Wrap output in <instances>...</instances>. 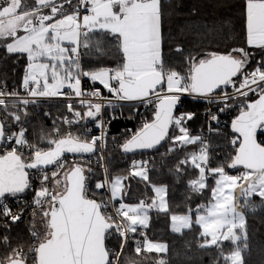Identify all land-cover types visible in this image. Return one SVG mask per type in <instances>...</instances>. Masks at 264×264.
Returning <instances> with one entry per match:
<instances>
[{"label": "snow or ice", "instance_id": "snow-or-ice-1", "mask_svg": "<svg viewBox=\"0 0 264 264\" xmlns=\"http://www.w3.org/2000/svg\"><path fill=\"white\" fill-rule=\"evenodd\" d=\"M242 17L245 46L185 55L177 37L165 33L164 0H0V48L14 63L25 61L19 88L0 84V245L7 252L0 264H168L160 255L168 245L148 235L152 212L165 216L173 233L195 230L198 247L214 249L211 264H246L244 254L251 251L246 213L264 207V0H243ZM191 31L186 27L178 35L186 38ZM249 49L260 50L261 58ZM173 53L180 63L172 62ZM85 55L98 63L108 56L117 60L86 70ZM253 60L256 66L248 71ZM85 78L116 99L153 107L152 120L121 145L124 153L166 147L162 159H176L169 173H191L190 193L210 190V199L192 207L186 194L185 210L173 211L168 186L152 183L144 160H133L126 175L113 177L104 162L105 131L89 138L86 127L79 134L62 132L53 121L50 133L41 129L30 138L28 109L39 98L68 101L71 118H59L63 124L91 120L104 129L103 104L82 99L101 98L99 89L82 88ZM185 96L217 105L207 116L217 125V113L239 108L230 124L233 153L214 167L211 139L189 130L196 113L179 111ZM74 101L87 110H77ZM207 131L221 134L219 127ZM68 154L78 159L69 161ZM92 155L102 169L99 177ZM134 179L146 191L128 202ZM9 200L19 203L17 211ZM29 209L32 243L27 250L12 247L11 225Z\"/></svg>", "mask_w": 264, "mask_h": 264}, {"label": "trees", "instance_id": "trees-1", "mask_svg": "<svg viewBox=\"0 0 264 264\" xmlns=\"http://www.w3.org/2000/svg\"><path fill=\"white\" fill-rule=\"evenodd\" d=\"M164 28L166 35L171 34L176 36L179 43L185 48V55L188 51H191L193 55L197 52L208 53L212 51L224 52L230 50L234 47H243L244 40V20L242 17L243 10V0H164ZM190 27L191 32H186V38H181L178 33L182 29ZM199 32L200 35H196ZM202 41V42H198ZM168 50L167 47L165 49ZM256 59H260V50L256 51ZM15 57H8L4 54L2 48H0V84L7 81L8 87H19V82L23 74V68L25 61L20 59L19 63H14ZM116 56H108L102 62L98 63L96 58L91 55H85L82 58L83 66L86 70L96 68L98 66H114L116 63ZM172 62L174 64L180 63V57L176 54H172ZM256 66L255 61L249 64L248 71H251ZM252 98H255L253 94L250 93ZM40 105H35L29 109V124L27 135L30 138L35 139L37 135L40 134L41 129L44 130L45 125L50 122V112L49 115L38 118L37 113L42 111V113H48L46 107L48 102L39 103ZM217 106V105H215ZM235 107V106H234ZM112 109L120 111V118H113L114 113ZM213 110V106L211 107ZM179 111L195 112L196 118L188 123L189 130L193 133H201L205 137L211 139V144L217 149L215 157L212 160L211 166H216L225 157L233 153L232 146L228 143V140L232 136L230 124L232 119H234L239 111L231 113L230 118H227L228 124L225 122L217 125L215 122H209L207 119L208 106L203 102H197L190 100L189 98L182 99V103L179 105ZM127 109L120 107H107L104 109V117L108 120V126L106 129L105 137V147L104 156L108 158L109 154L117 158H132V156H127L122 153L121 145L128 139L132 134L139 131L143 124L138 123L136 119L127 118ZM152 113L149 118H146L147 122H150L153 118V107ZM52 114L62 115L64 112L60 110H54ZM108 115V116H107ZM125 115V116H122ZM48 117V118H46ZM71 117V115H70ZM126 117V118H124ZM93 123L76 124L72 129L74 134H79L83 127L92 126ZM207 126L219 127L221 130L220 135L215 133H209L207 131ZM131 132V133H130ZM178 134V133H177ZM90 138V136H88ZM260 139L264 140V136ZM166 147H161L159 152L156 150L143 154V156H153V162L148 165L151 170L149 175L153 184L156 185H167L168 186V200L175 212H182L185 210L184 197L186 194L191 195V200L188 201V205L195 207L196 204L206 203L210 199L208 190H205L203 194L190 193L188 188V180L191 173L185 174L184 176H178L170 174L168 169L173 168L176 164V159L174 155L166 156L162 159L160 153L166 151ZM189 150H194V146H189ZM181 158H183L181 156ZM93 160L92 167L96 170L97 176L102 175V169L96 164V156H92ZM165 161L167 162L165 164ZM130 163V160H127ZM127 164V165H128ZM116 165V166H115ZM126 163L123 160L119 165L115 162L113 166L109 164L107 159V166L110 169L112 176L116 175H126L128 167L126 168ZM111 166V167H110ZM232 174H237L238 170H229ZM97 177H93L92 180L95 181ZM209 188L214 186V181L212 178L208 179ZM90 188L94 187L93 183H90ZM131 200L128 202H136L139 198L143 197L146 191L143 182L138 179L131 181ZM148 195L152 196L153 193L148 191ZM172 196L175 200L172 202L170 197ZM258 199V198H256ZM153 213V212H152ZM151 214L153 220H166L161 219ZM251 213H246L247 221L249 219H255L251 217ZM30 218L24 216L16 224L11 225V229L14 232V236L11 239H17L18 242L23 244L25 250L29 247L31 239L29 236L28 229L30 225ZM256 225H259V219L255 220ZM262 221V220H261ZM264 221V220H263ZM251 226H254L251 224ZM167 228V229H165ZM148 235L155 240H164L168 243V253L163 255V257L168 261V264H211V257L214 253V249H201L198 247V235L195 230L183 232L182 235H175L169 232L167 225H156L151 221V226L148 229ZM261 240L263 248L260 249L255 255L250 259H246V264L248 261L253 260V262L259 264L258 257H264V237ZM20 240V241H19ZM115 241H112L109 246L111 247ZM128 255H133L131 250H129ZM151 258L155 260L157 256L151 255ZM144 264H148L147 261Z\"/></svg>", "mask_w": 264, "mask_h": 264}, {"label": "rangeland", "instance_id": "rangeland-1", "mask_svg": "<svg viewBox=\"0 0 264 264\" xmlns=\"http://www.w3.org/2000/svg\"><path fill=\"white\" fill-rule=\"evenodd\" d=\"M31 2V0H30ZM258 49H249V51L253 52L254 55H256V51ZM255 60H253L252 62H254ZM251 62V63H252ZM82 82L84 83H87L88 85H91V86H99L101 87V92H102V97L105 98L106 100H110L111 103H115V105L111 106V108L113 107H120V105L122 106V108H126L127 109V118L129 119H136L138 121V123H140L142 120H144L145 118H149V116L152 114L150 112H152V106L151 105H144L140 102H135V101H130V102H125V101H122V100H119V99H116L115 97H113L108 91L107 89H104L102 85H100L98 82L96 83H93L91 82L90 80H88L87 78H85ZM83 88V87H82ZM84 89V88H83ZM85 90V89H84ZM188 98L189 96H185L184 98ZM182 98V99H184ZM190 100H193V101H197V100H194L192 98H189ZM118 102H121V103H118ZM197 102H200V101H197ZM37 105H40V104H37ZM76 106V105H75ZM110 107V106H108ZM212 107V106H211ZM210 108H208V112L209 110H211L212 112H216V108L217 106H215L213 104V110ZM77 110H80L81 112L83 111H86L87 109L86 108H80L78 106H76ZM107 108V107H106ZM48 113L50 112V122L49 124H46L45 125V128H44V131L45 132H51L52 131V128H53V121H56V123L60 126L61 128V131L64 132V125L62 123V120L59 119V118H62V117H70L71 113H69L67 111V108H66V104L64 103H58V102H52V103H48L47 104V107H46ZM54 110H60L61 112H64V114L62 115H58V114H52V112ZM113 110V114H112V117L113 118H117L119 117L120 118V114L121 112L120 111H117L115 109H112ZM236 111H239V108L238 107H233L231 109H229L228 111L224 112V113H217L218 116H219V120H220V123L219 124H222V123H226L228 124L227 122V118H230V115L231 113H234ZM37 116H39L38 118H41L44 115V113H42V111L38 112L37 113ZM103 116H104V111H103ZM108 116V115H107ZM122 116H125V115H122ZM208 116V115H207ZM48 118V117H46ZM126 118V117H124ZM91 120L89 121H82V124H86V123H89ZM213 123V121H210ZM93 126H96L95 122L92 121ZM223 125V124H222ZM191 132V131H190ZM131 133V132H130ZM166 149V148H165ZM107 159L109 161V164L111 166H113L115 164V162L119 165V163H122V161L124 160L126 165L128 164L127 163V160H131L130 158H127L126 160L123 159V158H117V157H113L111 154H109L108 158L105 157V163L107 164ZM167 162L165 161V164ZM130 163L126 166V168L130 167ZM110 166V167H111ZM116 166V165H115ZM232 174V173H230ZM114 177V176H113ZM210 189V188H209ZM209 192V195H210V190H208ZM154 195V194H153ZM254 199V202L256 204H259L260 201L259 199H256V198H253ZM170 200L173 202L175 200V198L172 196V198L170 197ZM250 212H247V214H249ZM152 214H154L155 216H157L158 218H161V219H167L165 216H163L162 214L160 215H157L155 212H153ZM151 215V214H150ZM251 217L255 218L254 220L253 219H249V222H248V230H249V236H250V248H251V251L250 252H246L244 255H245V259H250L252 258L253 255H255L260 249L263 248L262 246V243H261V240L263 239L262 237H264V207L262 208H257L256 211L253 213H251ZM246 219H247V216H246ZM256 219H259V225L257 226L256 225ZM262 220V221H261ZM153 222V224H158V225H167L168 227V230L169 232L173 233L171 230H170V222L167 220H151ZM251 224H253L254 226H251ZM150 226H151V222H150ZM167 229V228H165ZM13 230L11 229V237H13L15 234L14 232H12ZM148 231V230H147ZM186 231H189V230H183V232H186ZM175 235H181L179 233H173ZM151 238V237H150ZM152 239V238H151ZM154 241H158V242H163V243H166L168 245V243L164 240H155L153 239ZM20 241V240H19ZM11 243H12V247H16L17 245H20V246H23V244H21L20 242L17 241V239H11ZM168 253V252H167ZM166 253V254H167ZM7 254L6 252V249L3 245H0V257H3ZM166 254H160L161 256L163 255H166ZM152 256L156 254H151ZM259 258V261L260 263L259 264H264V257H258ZM248 264H257L255 262H253V260L251 259V261H248L247 262Z\"/></svg>", "mask_w": 264, "mask_h": 264}, {"label": "built area", "instance_id": "built-area-1", "mask_svg": "<svg viewBox=\"0 0 264 264\" xmlns=\"http://www.w3.org/2000/svg\"><path fill=\"white\" fill-rule=\"evenodd\" d=\"M82 87L88 93H91L92 91H95L96 89H99L100 92L102 91L101 90V87H99V86H91V85H88L87 83H84V82H82ZM7 88H8V90H11L13 87H8L7 86ZM229 91H231V89H229ZM21 92H22V90H21ZM188 98L194 99L193 97H190V96ZM82 99H91V100H93V102H101L103 104L102 111H101V118L103 119V121H105V127H104V129L97 128L96 126H93V127L90 126V127H88V129H90V131L88 132V136H90V137L91 136H99L101 134V131H106L107 126H108V120L103 116V111H104V109L106 107L113 106V105H115V103H110L109 104V101L110 100H106L105 98H103L102 97V92H101V98L91 97V96H85V97H82ZM42 102H48V103L58 102V103L67 104L68 101L65 98H63V97H49V98H39V101H38L37 104L42 103ZM125 102H130V101H125ZM74 103H75L76 106H78L80 108H83V107L80 106V104L78 102L74 101ZM118 103H121V102H118ZM203 103H205L208 106V108H210L211 106H213V104H208L206 102H203ZM33 106H35V105H30L29 106V109L32 108ZM145 122H147L146 118L144 120H142L140 123L141 124H144ZM209 122H210V120H209ZM63 125H64V132H68V131H72V129L75 127L76 124H73L71 126H69L67 124H63ZM103 154H104V149H103ZM92 156H94V155H92ZM155 157H156V155H153V156L152 155L151 156H143V155L132 156V158H130L131 159L130 160V164L132 163L133 160H136V161H142V160H144V161H148L149 162L148 165H149L150 163L153 162V159ZM68 159H69V161H71L73 159H78V157L68 156ZM24 199L30 201L31 200V195L28 194V193L24 194ZM9 204L13 208V211H17L19 209V203L16 202V201L9 200ZM24 216H27L28 218L31 219V210L29 209L28 211H26L22 215V217H24ZM31 243H32V241H31ZM31 243H30V245H31Z\"/></svg>", "mask_w": 264, "mask_h": 264}, {"label": "water", "instance_id": "water-1", "mask_svg": "<svg viewBox=\"0 0 264 264\" xmlns=\"http://www.w3.org/2000/svg\"><path fill=\"white\" fill-rule=\"evenodd\" d=\"M153 151H155V150H137V151L132 152V153H124L123 150H122V153L124 155H127V156H134V155H139V154L151 153ZM68 156H72V155L71 154H68Z\"/></svg>", "mask_w": 264, "mask_h": 264}]
</instances>
